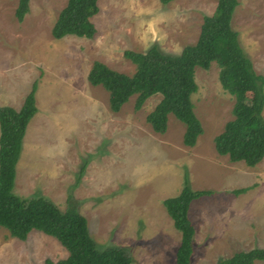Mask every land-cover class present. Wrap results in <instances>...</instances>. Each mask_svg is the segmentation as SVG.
<instances>
[{
    "label": "rangeland",
    "instance_id": "rangeland-1",
    "mask_svg": "<svg viewBox=\"0 0 264 264\" xmlns=\"http://www.w3.org/2000/svg\"><path fill=\"white\" fill-rule=\"evenodd\" d=\"M65 3L30 0L18 21L17 0H0V104L20 101L36 81L37 111L22 138L13 192L43 195L61 210L70 197L99 247H126L132 264H175L180 232L162 200L188 179L194 190H212L188 208L194 226L191 264H214L264 247V156L247 166L214 149L213 138L233 118L234 103L221 87L216 62L194 70L191 101L202 133L193 146L183 144L185 125L173 114L164 133L145 120L159 93L138 110L132 95L114 112L108 92L86 78L94 60L132 74L135 65L125 50L143 52L157 44L163 52L179 53L197 40L203 14H211L217 0H97L93 37L54 38L51 27ZM231 25L254 70L264 75V0H239ZM66 256L51 235L32 229L22 240L0 226V264H42Z\"/></svg>",
    "mask_w": 264,
    "mask_h": 264
},
{
    "label": "trees",
    "instance_id": "trees-1",
    "mask_svg": "<svg viewBox=\"0 0 264 264\" xmlns=\"http://www.w3.org/2000/svg\"><path fill=\"white\" fill-rule=\"evenodd\" d=\"M30 0H17L14 16L22 21L29 10ZM171 0H160L167 4ZM239 0H217L211 14H203L200 32L193 44L185 45L177 54L160 50L152 44L143 52L125 50L123 55L134 65L132 74L114 70L105 63L94 60L86 78L92 85H101L108 92L111 111L135 95L133 108L138 110L152 94L161 95L145 120L151 128L164 133L168 114H173L185 125L182 142L193 146L202 133L191 94L196 91L195 67L207 69L212 62L219 67L221 87L234 97L233 118L226 121L223 130L213 138L214 149L232 161H243L254 166L264 156V75L254 70L249 56L240 45L238 32L232 28L233 13ZM98 11L97 0H66L52 27L51 35L91 38L96 29L91 17ZM36 81L25 95L22 105L15 109L0 106V226L10 235L25 239L36 229L51 235L67 250V256L58 260L45 258L42 264H132L124 246L99 247L88 231L87 220L68 199L65 210L43 195L21 197L13 192L16 164L26 126L34 113ZM188 180V179H187ZM187 180L180 191L162 200L173 226L180 232V242L175 251V264H191L194 226L188 216L194 198L212 193L207 189H192ZM247 188L233 189L239 194ZM264 261V247L240 250L214 264H254Z\"/></svg>",
    "mask_w": 264,
    "mask_h": 264
},
{
    "label": "crops",
    "instance_id": "crops-1",
    "mask_svg": "<svg viewBox=\"0 0 264 264\" xmlns=\"http://www.w3.org/2000/svg\"><path fill=\"white\" fill-rule=\"evenodd\" d=\"M29 90L30 89H28V91ZM28 91L26 93H24V97L28 93ZM24 97L21 98L20 101H19V98L18 97L16 99H12V98L11 99H7V100H13V102H11V101H5L2 104H0V106H2V105H8V106H11V107H13L15 109H18L22 105L23 100H24Z\"/></svg>",
    "mask_w": 264,
    "mask_h": 264
}]
</instances>
